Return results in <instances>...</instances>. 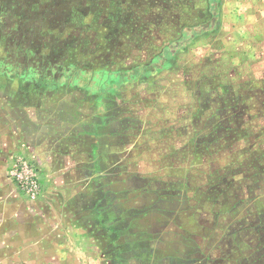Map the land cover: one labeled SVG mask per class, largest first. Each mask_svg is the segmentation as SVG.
I'll return each instance as SVG.
<instances>
[{"label": "rangeland", "instance_id": "1", "mask_svg": "<svg viewBox=\"0 0 264 264\" xmlns=\"http://www.w3.org/2000/svg\"><path fill=\"white\" fill-rule=\"evenodd\" d=\"M0 84V264H264V0H0Z\"/></svg>", "mask_w": 264, "mask_h": 264}, {"label": "crops", "instance_id": "2", "mask_svg": "<svg viewBox=\"0 0 264 264\" xmlns=\"http://www.w3.org/2000/svg\"><path fill=\"white\" fill-rule=\"evenodd\" d=\"M2 83V82H1ZM4 87V84H0ZM52 94H9L0 93V149H8L10 135L18 138L28 136L30 144L28 147L35 149L34 140L38 138L40 148L35 149L45 153L53 151V137H47L53 134L49 127L54 121L57 101L66 99ZM67 108V107H65ZM48 124V125H47ZM33 128L32 131H29ZM47 128V129H46ZM41 154V152H40Z\"/></svg>", "mask_w": 264, "mask_h": 264}, {"label": "built area", "instance_id": "3", "mask_svg": "<svg viewBox=\"0 0 264 264\" xmlns=\"http://www.w3.org/2000/svg\"><path fill=\"white\" fill-rule=\"evenodd\" d=\"M32 171L31 170H26L24 166H21L20 168L16 169V171L14 172V176L15 178L21 182L23 185L25 184H31L30 190L33 194V196L36 195V192L38 191V186L36 183H33L32 181Z\"/></svg>", "mask_w": 264, "mask_h": 264}]
</instances>
